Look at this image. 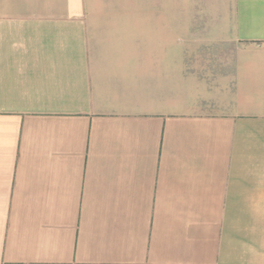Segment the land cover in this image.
<instances>
[{
    "label": "crops",
    "instance_id": "0c3cea01",
    "mask_svg": "<svg viewBox=\"0 0 264 264\" xmlns=\"http://www.w3.org/2000/svg\"><path fill=\"white\" fill-rule=\"evenodd\" d=\"M0 264H264V0H0Z\"/></svg>",
    "mask_w": 264,
    "mask_h": 264
},
{
    "label": "rangeland",
    "instance_id": "374dc122",
    "mask_svg": "<svg viewBox=\"0 0 264 264\" xmlns=\"http://www.w3.org/2000/svg\"><path fill=\"white\" fill-rule=\"evenodd\" d=\"M178 15H197L199 13V15H201V9L197 10L194 7H190L188 8L186 6V2H180V6L178 8Z\"/></svg>",
    "mask_w": 264,
    "mask_h": 264
}]
</instances>
